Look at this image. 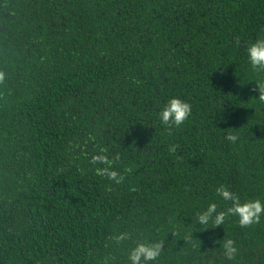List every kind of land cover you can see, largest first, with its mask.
I'll return each mask as SVG.
<instances>
[{
	"label": "trees",
	"instance_id": "16d2710c",
	"mask_svg": "<svg viewBox=\"0 0 264 264\" xmlns=\"http://www.w3.org/2000/svg\"><path fill=\"white\" fill-rule=\"evenodd\" d=\"M261 38L264 0H0V264H264L217 192L264 201Z\"/></svg>",
	"mask_w": 264,
	"mask_h": 264
},
{
	"label": "clouds",
	"instance_id": "9594fccd",
	"mask_svg": "<svg viewBox=\"0 0 264 264\" xmlns=\"http://www.w3.org/2000/svg\"><path fill=\"white\" fill-rule=\"evenodd\" d=\"M247 59L253 67H264V38L257 39L252 42L246 49ZM5 73L0 72V80L4 78ZM259 95L261 99H264V83L258 85ZM190 105L181 100L178 97L170 98L167 104L158 113L161 123L167 124L172 122L176 125L181 124L190 113ZM230 141H235L236 136L229 134L226 137ZM99 159L101 162L104 161L103 156L94 157ZM101 174L107 173L110 178H115L117 173L115 171H108L107 169H98ZM217 192L225 200L233 201L232 208L228 209L230 213L235 214L239 223L242 226H247L255 223L262 215H264V201L259 199L248 200L244 203H240L239 198L235 193L229 192L226 188H219ZM215 213V215H213ZM225 218L224 212H217L216 205L210 203L206 211L198 214V223L206 225L209 220H212L216 226H220ZM124 238L123 236L117 239ZM225 254L232 255L235 251L232 247L231 241L224 243ZM162 249V243L156 242L153 244L139 243L133 247L128 254L129 264H149L152 260L160 255Z\"/></svg>",
	"mask_w": 264,
	"mask_h": 264
}]
</instances>
